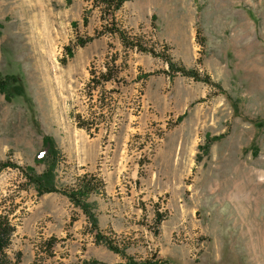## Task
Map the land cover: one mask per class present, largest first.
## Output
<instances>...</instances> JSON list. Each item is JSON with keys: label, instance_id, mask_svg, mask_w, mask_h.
Here are the masks:
<instances>
[{"label": "rangeland", "instance_id": "374dc122", "mask_svg": "<svg viewBox=\"0 0 264 264\" xmlns=\"http://www.w3.org/2000/svg\"><path fill=\"white\" fill-rule=\"evenodd\" d=\"M102 13L84 0H0V74L16 78L10 102L0 94V161L41 174L34 157L48 135L60 188L84 170L100 174L98 230L125 257L94 243L65 196L39 197L22 170L6 168L7 261L264 264V0L125 2L114 23L158 57L105 36L73 47L109 23ZM113 59L119 83L93 88ZM168 61L210 83L161 73Z\"/></svg>", "mask_w": 264, "mask_h": 264}, {"label": "trees", "instance_id": "16d2710c", "mask_svg": "<svg viewBox=\"0 0 264 264\" xmlns=\"http://www.w3.org/2000/svg\"><path fill=\"white\" fill-rule=\"evenodd\" d=\"M86 2H91L93 8H99L102 10V17L110 15L111 18L109 23L105 21V18L102 20L105 21L101 25L100 31H97L93 36L86 37L84 39L78 38L73 44L75 48H83L88 43L92 42L94 39L105 35H117L123 45L124 51L135 50L139 53H148L153 57H158L153 50H148L142 46V44L137 41L135 38H132L128 32L124 31L122 28H119L117 24L114 23V15L122 8L123 4L127 1L133 0H84ZM87 23V19L83 18V24ZM65 51L67 56L72 57L71 51L72 46H66ZM62 63H66V60H61ZM115 59L112 60L111 66H105L104 71H101L95 77L91 78V83H93V88L102 86L103 84L114 81L119 83L118 74L116 71L117 66L115 65ZM168 65V70L166 72L162 71L161 73L169 76L171 73L180 74L189 78L194 79L195 81H202L205 83H210L208 77L200 79L199 76L191 69H186L181 65H175L172 62H166ZM152 74H144L142 77L137 76L136 80L149 77ZM16 82V78L13 75H5L4 77L0 74V94L4 96L6 102H10L12 95L10 92V85ZM16 94H21V89L18 86L13 87ZM92 124L82 123L78 124L79 128L85 127L88 129V126ZM209 146V144H208ZM58 158V151L55 146L54 140L48 136H42V145L41 149L36 153L34 161L36 164H45L46 168L41 174H36L32 167L21 168L16 164H11L8 161H0V172L6 168L20 169L25 174V177L28 179V183L33 186L34 190L37 193V196H42L48 193H60L65 196L70 203L80 209L83 215L87 218L89 229L94 233V243L96 245L104 244L105 247L112 253L125 257L123 249L118 248L110 240H107L104 236L101 235V232L98 230L97 219L93 213V205L91 202H88L87 199L92 194H102L103 193V184L98 180L94 175L84 174L81 177L76 179V183L71 189L60 188L56 183V166ZM161 215L155 214V221L161 220ZM13 227L5 219L0 220V264H9L6 259L5 249L10 244V236L13 232ZM50 243V242H49ZM47 243L46 248H50L51 244ZM82 264H99L96 261H84Z\"/></svg>", "mask_w": 264, "mask_h": 264}, {"label": "crops", "instance_id": "0c3cea01", "mask_svg": "<svg viewBox=\"0 0 264 264\" xmlns=\"http://www.w3.org/2000/svg\"><path fill=\"white\" fill-rule=\"evenodd\" d=\"M102 25V24H101ZM100 25V26H101ZM122 29H126V31H128V34H130V35H134V32L133 31H131V28H127L126 26H122ZM102 36H105V37H107V38H109V39H114L115 41H116V43H117V45H118V47L121 49V50H123L124 51V49H123V45H122V43H121V41H120V39H119V37L117 36V35H109V34H105V35H102ZM128 51H132V50H128ZM107 83H115L114 81H109V82H107ZM107 83H105V84H107ZM92 173H94V172H90V171H88V170H84L83 171V174H78V177L77 178H79V177H81L82 175H84V174H91V175H94L97 179H99L101 176H100V174H96V173H94V174H92ZM102 179V181H103V193L101 194H92V195H90V197L87 199V201L88 202H91V201H95V200H98V199H103L104 197H105V195H104V193L107 195L108 193H107V181L105 180V178H101ZM130 192V191H129ZM128 198H130V195H129V197ZM95 215V214H94ZM96 216V215H95ZM97 218V217H96ZM98 220V219H97Z\"/></svg>", "mask_w": 264, "mask_h": 264}]
</instances>
